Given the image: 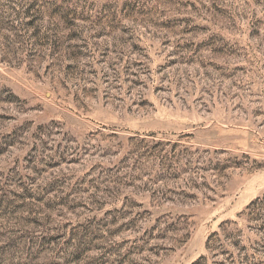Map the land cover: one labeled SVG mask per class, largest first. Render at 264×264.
Here are the masks:
<instances>
[{
	"label": "rangeland",
	"instance_id": "1",
	"mask_svg": "<svg viewBox=\"0 0 264 264\" xmlns=\"http://www.w3.org/2000/svg\"><path fill=\"white\" fill-rule=\"evenodd\" d=\"M198 263L264 264V0H0V264Z\"/></svg>",
	"mask_w": 264,
	"mask_h": 264
},
{
	"label": "trees",
	"instance_id": "2",
	"mask_svg": "<svg viewBox=\"0 0 264 264\" xmlns=\"http://www.w3.org/2000/svg\"><path fill=\"white\" fill-rule=\"evenodd\" d=\"M234 223H236V222L229 221V222L223 223L222 226H221V231L217 232V233H214L213 236H212V239L216 238L217 240H219V239L229 235L230 234V227ZM208 249H209V243H208ZM204 259H205L204 257L201 258V260H204Z\"/></svg>",
	"mask_w": 264,
	"mask_h": 264
}]
</instances>
